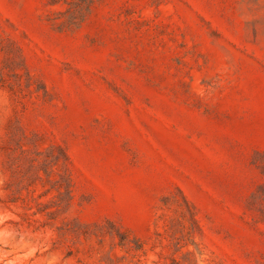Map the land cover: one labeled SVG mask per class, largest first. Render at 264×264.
Wrapping results in <instances>:
<instances>
[{
    "label": "rangeland",
    "instance_id": "1",
    "mask_svg": "<svg viewBox=\"0 0 264 264\" xmlns=\"http://www.w3.org/2000/svg\"><path fill=\"white\" fill-rule=\"evenodd\" d=\"M0 264H264V0H0Z\"/></svg>",
    "mask_w": 264,
    "mask_h": 264
}]
</instances>
